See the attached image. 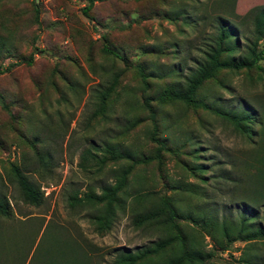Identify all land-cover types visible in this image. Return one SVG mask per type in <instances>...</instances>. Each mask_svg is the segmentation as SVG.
<instances>
[{"label":"rangeland","instance_id":"1","mask_svg":"<svg viewBox=\"0 0 264 264\" xmlns=\"http://www.w3.org/2000/svg\"><path fill=\"white\" fill-rule=\"evenodd\" d=\"M197 1L106 0L91 8V20L83 14L87 4L82 0H0V66L4 71L0 96L14 115L9 117L0 105V195L12 209L11 223L0 227V245L5 243L9 256L14 251L9 238L15 229L28 231L30 227L35 235L38 230L37 226L26 227L23 220L43 223L30 256L52 218L62 227L82 231L96 247L97 264H110L114 249H134L175 235L201 250L204 264H242L237 261L245 253L249 260L258 256L264 259V242L249 247L235 243L221 252L211 237L185 221L178 232L170 234L162 227L137 229L132 224L136 212L157 206L165 196L175 200L182 212L196 206L198 211L212 208L219 215L228 213L224 205H231L230 195L219 189L221 184H204L187 168L203 163L210 170L205 176L209 178L220 167L230 169L227 155H241L249 147L230 124L201 108L159 104L158 93L176 78H147L143 92L139 66L161 69L180 63L186 73L187 67L202 57L203 41L211 29L204 23L189 28L162 17L165 11H177L194 20L192 8L204 3ZM255 6H264V0H237L235 14L243 16ZM103 44L125 61L104 54ZM158 48L159 53L153 50ZM32 53L31 63L28 58ZM13 63L16 66L5 72ZM218 80L224 86L216 81L207 89L214 93L211 100L220 98L224 106L243 98L264 101V82L257 80L256 71L222 72ZM113 81L116 86L108 99L106 116L96 118L95 92ZM109 145L120 146L134 156L144 155L140 157L150 162L145 167L136 166L120 193L122 206L116 208L113 229L99 237L87 220L68 209L67 197L88 186L99 194L102 185L113 184L119 171L133 161H108L98 173L97 164L91 161L87 171H82L80 156L86 149L102 157L100 151ZM12 165L20 167L27 179L40 187L43 206L33 207L21 200ZM183 182L197 186L205 199L178 191L176 185ZM149 190L155 192L151 200L142 204L135 200L138 193ZM2 233L7 240L3 241ZM181 248L180 241L174 242L147 262L163 264L181 254Z\"/></svg>","mask_w":264,"mask_h":264},{"label":"trees","instance_id":"2","mask_svg":"<svg viewBox=\"0 0 264 264\" xmlns=\"http://www.w3.org/2000/svg\"><path fill=\"white\" fill-rule=\"evenodd\" d=\"M82 1L87 4L82 10L83 14L92 20L89 16L91 8L96 2L106 0ZM236 1L204 0V3H198V7L192 8L194 20L191 19V15L186 16L183 12H163L162 17L169 22L178 24L177 22L180 21L183 26L189 28L192 25L197 26L199 23H204L206 28L211 29V34L203 41L202 57L197 58L192 67H187L186 73L180 63L166 68L161 67V69L138 67L144 93L147 78L156 76L162 79L169 77L177 79L158 93L159 104L174 103L201 108L226 121L249 144L241 155L226 156L228 162L226 164L230 169L220 167L209 178L205 176L210 170L206 169L203 163L196 162L187 168L193 177L198 176L204 184L209 186L221 184L219 189L230 195L231 205H224V210L228 213L222 212V215H219L212 208L198 211L196 206L188 212H182L175 200L165 196L158 200L157 206L136 212L132 218V224L137 229L154 225L162 227V231L166 234L167 232L169 234L178 232L180 223L183 221L186 224L191 223L206 236L211 237L221 252H226L235 243L248 245L264 242V101H247L243 98L239 99L235 105L232 101L224 106L220 103V98L211 100L214 93L207 89L216 81L218 85L224 86L222 81L218 80L222 72L250 73L256 71L257 80L264 82V66L262 65L264 63V6H255L245 15L238 16L235 14ZM196 2L199 1L196 0ZM241 27H244L243 31L239 30ZM242 35L244 37H241ZM199 36H201V41L203 34ZM103 39L107 40L105 36ZM108 47V44H103L104 54L114 56L122 62L125 61V58L118 56ZM160 49L153 50L159 53ZM34 55L35 53H32L28 58L31 63ZM14 66H16L14 63L8 64L5 72L10 71ZM3 72L0 66V75ZM115 86L116 81H113L103 91L95 92L97 103L93 116L96 118L106 116L108 99ZM144 101L145 106H148V99L145 98ZM0 105L9 117L14 116L10 113L2 96H0ZM136 121L139 123L138 120ZM95 153L86 149L81 154L79 167L82 171H87V164L91 161L97 164L98 173L108 161L133 160L124 170L119 171L113 184L102 185L99 194L94 188L88 186L82 192L80 189L72 191L67 197L68 209L75 213L74 216L77 215L87 220L93 226L94 233L99 237H104L113 229L117 216L116 208L122 206L120 193L125 190L130 176L137 165L145 167L150 159L140 157L144 155L134 156L126 152L124 148L120 149V146L105 147L100 151L102 157H98ZM155 158L158 159L159 156L155 155ZM196 158L200 159V157ZM215 165L217 166L218 163ZM11 172L21 200L33 207L43 206L44 198L40 187L32 184L20 167L12 165ZM176 186L178 191L186 195L205 199L197 186L184 182ZM154 194L152 190L143 191L136 195L135 200L142 204L145 200H151ZM11 211L5 197L0 195V227L11 223ZM22 222L26 227L28 225L37 226L36 235L30 227L28 231L15 229L12 237L9 238L14 245V251L9 256L10 253L3 242L0 245V264H97L96 247L83 236L82 231L78 227H62L52 218L47 221L33 253L29 256L43 223H33L30 218ZM1 236L3 241L7 240L4 233ZM164 237L134 249L124 247L114 249V257L110 264H150L147 261L151 257L179 241L182 245V253L177 257L173 255L163 264H204L203 252L193 249L185 237L178 235ZM246 250L249 249L246 248ZM245 254L240 257L238 263L264 264L262 256L249 260L250 258Z\"/></svg>","mask_w":264,"mask_h":264}]
</instances>
